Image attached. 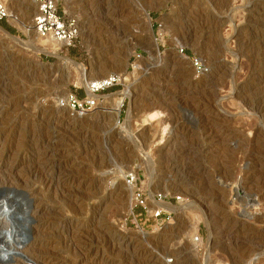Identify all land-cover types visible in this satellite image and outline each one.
<instances>
[{
	"label": "rangeland",
	"instance_id": "374dc122",
	"mask_svg": "<svg viewBox=\"0 0 264 264\" xmlns=\"http://www.w3.org/2000/svg\"><path fill=\"white\" fill-rule=\"evenodd\" d=\"M4 1L17 35L0 24V164L15 183L0 197L18 233L0 236V264H264V0H64L81 34L62 51L31 30L30 0ZM84 70L123 81L75 117L56 103L90 93ZM134 169L170 220H135Z\"/></svg>",
	"mask_w": 264,
	"mask_h": 264
},
{
	"label": "built area",
	"instance_id": "2783aa9c",
	"mask_svg": "<svg viewBox=\"0 0 264 264\" xmlns=\"http://www.w3.org/2000/svg\"><path fill=\"white\" fill-rule=\"evenodd\" d=\"M30 2L35 7L32 23L39 38L59 44L60 49L58 51L77 47L81 29L77 19L68 15L63 6L64 0H30ZM11 16L12 12L8 3L0 0V22L9 21L12 19ZM134 58L135 62L141 59L139 55H135ZM194 67L199 73L204 71V65L198 60L194 61ZM122 81L123 78L121 76L114 74L100 85L93 86L90 93L87 92L84 96L70 93L66 97L58 99L56 104L60 109L68 111L75 117L86 116L96 110L100 104V99L97 100L94 96H99L105 90L122 85ZM124 181L129 188H133L132 215L137 222L144 217L154 219L158 225L170 220L171 214L167 216L165 210L152 209L151 207V201L159 204H168V195L164 193H148L140 181V175L136 169L128 172L124 177ZM181 200L182 198L179 197V201ZM137 226L139 227L138 223Z\"/></svg>",
	"mask_w": 264,
	"mask_h": 264
},
{
	"label": "bare ground",
	"instance_id": "6f19581e",
	"mask_svg": "<svg viewBox=\"0 0 264 264\" xmlns=\"http://www.w3.org/2000/svg\"><path fill=\"white\" fill-rule=\"evenodd\" d=\"M34 6V5H33ZM11 18H12V16H11ZM32 29V31L34 30V26H32L31 27ZM34 32H35V30H34ZM33 32V33H34ZM35 34H36V32H35ZM37 35V34H36ZM38 36V35H37ZM39 37V36H38ZM41 39V38H40ZM38 40V39H37ZM41 41H44L43 43H46L47 44V46L46 47H49V48H51L52 50H55V51H57V50H59L60 49V45L59 44H57L56 42H53V41H48V40H43V39H41ZM244 42V41H243ZM257 43V42H256ZM260 43V42H259ZM262 43V42H261ZM248 44H249V42H248ZM255 44V43H254ZM253 44V45H254ZM157 45V44H156ZM250 45H252V44H250ZM257 45V44H256ZM26 46V45H25ZM249 46V45H248ZM259 46V45H258ZM263 50V49H262ZM69 62H71V61H69ZM71 64L72 65H75V66H78L77 64H75V63H73V62H71ZM222 65V64H221ZM223 66V68H224V65H222ZM109 77H111V76H107V77H104L103 79H101V81H96V82H92L90 79H89V75H88V73H87V71L86 70H84L83 71V84L91 91V88L93 87V86H98V85H100L103 81H105V80H107ZM125 95L127 96V97H131L132 96V93L130 92V91H127V92H125ZM94 98L96 99V96H94ZM120 104H121V102H120ZM119 104V105H120ZM260 106V105H259ZM261 107H263V105L261 106ZM260 107V108H261ZM258 109V108H257ZM260 111V110H259ZM262 111V110H261ZM0 142H1V135H0ZM2 145L0 144V147H1ZM1 149V148H0ZM33 166V165H32ZM3 168H5L4 167V164H0V170H3ZM31 169V168H30ZM33 170V169H32ZM11 171V170H10ZM8 173V172H7ZM10 173V172H9ZM0 177H2L3 179L1 180L2 181V184L0 185V186H11L12 184H13V181L14 180H12V179H15V177L13 176V173H11V175L9 174V175H6L5 173H4V170L3 171H0ZM30 174V173H29ZM21 175V174H20ZM18 178V177H17ZM21 179V178H20ZM25 180V179H24ZM19 182H21V181H19ZM14 183H15V181H14ZM17 183V182H16ZM22 183V182H21ZM28 182L26 181V184H27ZM72 183V182H71ZM18 184V183H17ZM25 184V185H26ZM28 184H30V183H28ZM14 185V184H13ZM13 185H12V187H13ZM22 184H20V187L22 188V186H21ZM24 185V184H23ZM19 186V185H18ZM27 186V185H26ZM34 187V186H33ZM32 187V188H33ZM2 188V187H1ZM15 188H17L16 186H15ZM19 188V187H18ZM31 188V187H30ZM20 189V188H19ZM26 189V188H25ZM4 192V191H3ZM1 193V192H0ZM2 194V193H1ZM5 195V194H4ZM11 195V194H10ZM36 195V194H35ZM27 196H30L29 194H27ZM34 196V195H33ZM32 196V197H33ZM2 197V196H1ZM0 197V236H3V244H5L4 245V247H7L8 245H12V243H15L16 242V233H18V231L16 230V229H14V228H12V226H11V223L7 220V218L10 216V213H11V211H12V209H13V202L12 201H10L8 198H1ZM18 197V196H17ZM35 197V196H34ZM11 199V198H10ZM15 199V198H14ZM29 199V198H28ZM34 199V198H33ZM12 200H13V198H12ZM34 201V200H33ZM32 202V201H31ZM30 203V202H29ZM153 204H155L154 202H153ZM33 206V205H32ZM151 207H152V205H151ZM161 207H162V205L161 204H159V206H158V208L159 209H161ZM34 208H36V207H34ZM17 209V208H16ZM23 209V208H22ZM152 209H154V207H152ZM33 210V209H32ZM36 210V209H35ZM38 210V209H37ZM36 210V211H37ZM35 211V212H36ZM31 212V211H30ZM34 212V213H35ZM38 212V211H37ZM43 214V213H42ZM32 215V214H31ZM37 216V215H36ZM33 217V216H32ZM34 218H35V215H34ZM37 218V217H36ZM40 218V217H39ZM36 220V219H35ZM38 229V228H37ZM44 229V228H43ZM48 228H46V230H47ZM36 231V230H35ZM34 231V232H35ZM37 233H39V232H37ZM44 233V232H43ZM40 234V233H39ZM39 236V235H38ZM146 236V235H145ZM32 244V243H31ZM29 245L30 247H29V251H32V249H33V246H35L34 244H32V245ZM14 246V245H13ZM24 247H26V246H24ZM27 249V248H26ZM39 249V248H38ZM42 249V248H41ZM45 249V248H44ZM16 250H18V249H16ZM34 250L35 249H33V251L32 252H34ZM25 251H27V250H25ZM39 251V250H38ZM37 251V252H38ZM43 251H45V250H42V252ZM123 251V250H122ZM40 253H41V250L39 251ZM22 253V252H21ZM29 253H31V252H29ZM28 253V254H29ZM39 253V254H40ZM32 254V253H31ZM30 254V255H31ZM29 255V256H30ZM34 255V254H33ZM41 255H42V253H41ZM45 255V254H44ZM6 257V256H5ZM46 257V256H45ZM37 258V257H36ZM41 258H42V256H41ZM40 259V258H39ZM86 259V258H85ZM20 260V259H19ZM18 260V261H19ZM36 260V259H35ZM17 261V260H16ZM17 261V263L19 264V262ZM33 261H34V258H33ZM23 263H24V261H22ZM37 262V261H36ZM157 262V261H156ZM26 263V262H25ZM40 263H42V264H52V259L51 260H49L48 258H42L41 259V262ZM39 263V264H40ZM35 264V263H34ZM37 264V263H36ZM157 264V263H156Z\"/></svg>",
	"mask_w": 264,
	"mask_h": 264
},
{
	"label": "trees",
	"instance_id": "16d2710c",
	"mask_svg": "<svg viewBox=\"0 0 264 264\" xmlns=\"http://www.w3.org/2000/svg\"><path fill=\"white\" fill-rule=\"evenodd\" d=\"M0 24L2 25V27L4 29H6L7 31H9L10 33L14 34V35H17L16 32H14L12 29H10V27L8 25H6L4 22H0Z\"/></svg>",
	"mask_w": 264,
	"mask_h": 264
},
{
	"label": "water",
	"instance_id": "95a60500",
	"mask_svg": "<svg viewBox=\"0 0 264 264\" xmlns=\"http://www.w3.org/2000/svg\"><path fill=\"white\" fill-rule=\"evenodd\" d=\"M10 35V34H9ZM12 38H15V39H18V38H16V37H14V36H12V35H10Z\"/></svg>",
	"mask_w": 264,
	"mask_h": 264
}]
</instances>
